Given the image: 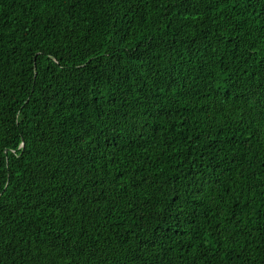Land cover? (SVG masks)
I'll return each mask as SVG.
<instances>
[{
	"label": "trees",
	"instance_id": "trees-1",
	"mask_svg": "<svg viewBox=\"0 0 264 264\" xmlns=\"http://www.w3.org/2000/svg\"><path fill=\"white\" fill-rule=\"evenodd\" d=\"M0 264H264V0H0Z\"/></svg>",
	"mask_w": 264,
	"mask_h": 264
}]
</instances>
